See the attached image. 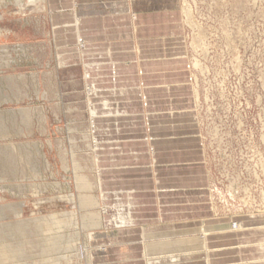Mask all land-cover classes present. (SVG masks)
Masks as SVG:
<instances>
[{"label":"rangeland","instance_id":"rangeland-1","mask_svg":"<svg viewBox=\"0 0 264 264\" xmlns=\"http://www.w3.org/2000/svg\"><path fill=\"white\" fill-rule=\"evenodd\" d=\"M92 4L89 3L93 7ZM169 6V11L178 13L179 23L172 33L181 38L185 68L190 74L183 88L184 97L174 99V104L184 105L186 119L196 118L202 169L207 175L203 192L210 212L213 205L219 212L188 216L182 222L164 221L168 225L202 224L201 230L186 226L184 236L168 233V243L180 256L192 255L181 264L258 262L256 238L264 234V203L259 197L264 194V0H174ZM83 9L78 17L91 10ZM89 14L96 13L91 10ZM30 15L33 14L21 17ZM21 23H16L21 29L19 39L9 43L19 51L13 55V66L9 47L0 46L9 49L11 58L9 66L0 67V264H80L71 246L81 251L86 245L91 251L105 252L113 244L90 243L88 236L94 231H82L75 240L70 236L78 230L74 225L62 230L60 250L54 252L31 220L77 210L78 202L70 200L72 195L77 196L70 155L75 153L77 160L89 166L81 173L93 180L97 176L94 142H102L101 136L110 138L102 133L114 122L99 128L94 134L96 140L92 139V108L88 101L91 89L81 84L79 69L74 67L72 79L63 70L50 82L54 55L45 45L46 34L36 31L31 22ZM78 43L81 48L83 44ZM22 48L26 54L20 52ZM1 57L9 59L4 54ZM24 109L34 111L30 127L20 117ZM140 109L143 118L136 121L137 126L147 120L144 102ZM65 163L69 165L67 171ZM100 189L98 184L93 195L107 193ZM112 218L96 233L123 227L117 221L115 225ZM77 220L80 224L79 217ZM152 226L155 224L145 222L125 228ZM104 235L95 234V242ZM136 241L141 243L140 238ZM166 253L168 248L163 249L165 256ZM102 256L96 255L92 263L104 264ZM137 257L138 264H147L150 256L145 252ZM109 260H119L116 252L110 253Z\"/></svg>","mask_w":264,"mask_h":264},{"label":"crops","instance_id":"crops-1","mask_svg":"<svg viewBox=\"0 0 264 264\" xmlns=\"http://www.w3.org/2000/svg\"><path fill=\"white\" fill-rule=\"evenodd\" d=\"M77 1L47 0L46 12L24 18L19 15L22 11L16 13V6L1 8L0 46L9 47L12 57L18 55L16 47L9 46L21 34L16 23L31 22L36 31L46 34L45 45L54 55V67L49 72L50 82L63 70L72 79V71L77 67L81 84L91 89L88 99L90 106L93 111H99L100 116L91 121L94 134L99 128L114 122L111 128H106L102 133L110 138L101 136L103 141L99 142L104 146H109V143L120 146V149H114V154L107 150L105 158L99 157L101 170L111 171L104 181V188L110 193L112 203L121 205L123 202V206L126 203L130 206L132 224L127 226L145 222H152L155 226L140 230L124 227L106 234L100 233L105 234L101 241L92 244L115 242L109 241L107 233L118 232L119 239L105 252L94 250L99 257L107 253L109 259L110 253L116 252L117 262L106 259L103 263L138 264L137 254L145 252L149 259H167L171 254H163V249H166L164 242H169L166 235L170 232L183 235L186 226L201 230L202 224L168 225L165 222H182L188 216L212 212L203 192L206 177L202 169L197 121L194 117H184V105L174 104V99L184 97L183 88L189 76L180 47L181 38L172 33L179 23L178 13L169 11V5L174 0H126L129 11L121 15H109L120 14L121 10H107L103 4H116L123 0H97L93 7L89 4L79 6ZM84 7L94 10L97 15H90L89 10L81 23L77 22L79 12ZM10 19L17 22L13 24ZM78 40L84 49L79 48ZM21 50L22 54H26L23 48ZM58 57L71 59L72 62L58 66ZM12 59L13 66L15 58ZM85 64L90 65L89 70ZM142 101L147 120L144 125L137 126L136 121L143 118L139 112ZM105 138L107 140L104 141ZM118 158L122 161L116 162ZM108 159L112 163L109 164ZM111 193L122 201L118 202ZM128 195L132 196L130 200L126 198ZM137 238L141 243L136 241ZM175 252L173 255L178 258L177 264L193 258L190 253L182 257Z\"/></svg>","mask_w":264,"mask_h":264},{"label":"bare ground","instance_id":"bare-ground-1","mask_svg":"<svg viewBox=\"0 0 264 264\" xmlns=\"http://www.w3.org/2000/svg\"><path fill=\"white\" fill-rule=\"evenodd\" d=\"M47 0H0V10H1V7L3 5L7 6V4H12L13 6H16L17 7V11L16 13L18 14V12H21L19 13L20 16H24L26 13H29V14H34V13H41L43 14L44 12H46V8H45V3H46ZM77 1V0H76ZM90 1H93V2H90ZM97 0H78L77 1V5H83V6H87L89 3H93L95 4ZM100 1V0H98ZM122 1V0H121ZM134 1V0H133ZM181 4V3H180ZM183 4V3H182ZM107 6V7H106ZM105 7L107 10H110V9H120L121 10V13L118 14H114V13H110L109 15H121V14H125L129 11V8H128V1L126 0H123L122 2L120 3H110V4H105ZM181 7V6H180ZM191 7V6H190ZM180 9V8H179ZM192 10V8H191ZM182 12V11H180ZM191 13V12H190ZM132 15V14H131ZM182 17V16H181ZM77 18V17H76ZM79 18V19H78ZM77 18V22L82 21V19L84 18L83 16L82 17H78ZM1 19V17H0ZM75 19V18H74ZM185 20V19H184ZM84 21V20H83ZM179 21V20H178ZM183 22V21H182ZM39 23V22H38ZM41 23V22H40ZM176 23V22H174ZM183 24H186V21L185 23ZM189 24V23H188ZM193 25V24H192ZM187 26V25H186ZM38 27V26H37ZM80 28V27H79ZM172 29V28H171ZM192 29V28H191ZM194 29V28H193ZM183 34V33H182ZM76 37V36H75ZM80 38V36H79ZM184 40V39H183ZM190 40V39H189ZM77 42H80L82 44V42L80 40H78ZM79 44V43H78ZM187 45V44H186ZM193 46V45H192ZM82 49L83 48V45L81 46ZM80 48V49H81ZM185 49V48H184ZM189 49V48H188ZM195 49V48H194ZM189 53V52H188ZM4 54L6 56L9 57V59L7 58H2L1 55ZM186 56V53L184 54ZM64 56V55H63ZM7 59V60H6ZM11 60L10 58V52H9V49L7 47H0V67H5V66H9V61ZM70 60V61H69ZM57 63H58V66H65L69 63L72 62L71 59H65L64 57H58L57 59ZM197 61V60H196ZM193 62V61H192ZM201 63V62H200ZM84 65V64H83ZM198 66V65H197ZM200 66V65H199ZM88 67H90L89 64H85V68L88 69ZM94 68V67H93ZM92 68V69H93ZM130 68V67H129ZM190 68V67H189ZM193 68V67H192ZM85 69V70H86ZM89 70V69H88ZM86 70V72L88 71ZM190 70V69H189ZM203 71V70H202ZM179 73V72H178ZM183 73V72H182ZM185 73V72H184ZM89 73H87L88 75ZM99 74V73H98ZM167 74V73H166ZM170 74H174V73H170ZM180 74V73H179ZM187 74V72H186ZM190 75V74H189ZM92 78V77H91ZM189 78V77H188ZM90 79V78H89ZM185 79V78H184ZM2 81V79H1ZM13 81V80H12ZM14 83V82H13ZM92 88V87H91ZM89 93H92L91 91H89ZM0 96L2 97L3 96V92H2V88H1V82H0ZM0 97V98H1ZM195 97V96H194ZM8 98V97H7ZM193 98V97H192ZM5 100V99H4ZM10 100V99H9ZM195 101V99H194ZM104 105H108V103H105ZM104 108V107H103ZM30 109L26 110H21L20 111V117L23 118V124L25 126H28L30 127V125L33 124V118H34V111L32 113V111H29ZM194 110V109H193ZM195 111V110H194ZM98 112L97 110H92L91 113V120L94 122V120L99 117L100 115H98ZM101 114V113H100ZM39 116V115H38ZM1 119H3L2 116H0V123L2 122ZM43 119V118H41ZM99 120V119H98ZM196 120V118H195ZM40 122V121H39ZM93 122H92V125H93ZM42 123V122H41ZM6 126V125H5ZM194 127V126H193ZM178 128V127H176ZM22 129V128H21ZM94 128L92 130V135H93V140H96L95 139V135H94ZM0 134L2 135V131H0ZM86 137V136H85ZM89 137H92L91 135ZM100 137V136H99ZM99 139V138H98ZM90 140V138H89ZM103 144L95 141L94 142V149H95V156H96V169H97V176L95 174L93 180L90 179L88 176L86 175H83L81 172L84 170V169H89V166L87 167V164L86 163H83L82 164V161L80 160H77L79 158V156H77V159L75 158L76 155L75 153H71V166H72V171H73V177H74V187H75V190L77 191V196L76 198L74 197V195H72L70 197V200L72 201L73 200H76L78 202V208L76 211H72L70 213H63L61 215H53V216H50L48 218H38V219H33L31 220L32 223L34 226H36V228L40 231V234L41 236H45V240H46V243L47 244H50L49 245V250L51 251H54V252H57L60 250V242H62V238H63V234H62V230H64L65 228L67 227H70V226H78V230L77 232H75V234H72L70 236H73V239L75 240H79V234L80 232L82 231H91L94 233H90L89 236H88V239L91 243H94L95 242V239H96V236L95 234H100V233H96V231L98 230H101L103 228V225L105 226L107 222L106 219L110 220L112 217L113 219V223L116 225V221L118 222L117 224L118 225H121L123 227H120L121 228H124L126 227V224H132L130 223L131 222V218H130V209L129 208L130 206L126 203L125 205L126 206H123L122 203H120L121 205H118V204H114V205H110L112 204L111 202V199H110V193H104L102 194L100 197L99 195L94 196L93 195V192H94V189L97 188L98 184H99V187L101 188L100 190H104L105 192L107 191L106 188H104L105 186V179L107 178V174H105L106 172L104 171H107V170H101L100 168V164L102 163L101 160H100V156L104 157L107 155L105 151L108 150V153H112L114 154V149H120V146L117 144V145H114V144H108L109 146H102ZM89 146V145H87ZM92 146V145H91ZM31 148V147H30ZM90 148V147H89ZM93 148V147H92ZM122 149V148H121ZM33 150V149H32ZM93 152V153H94ZM35 155V153H33ZM7 155V154H6ZM78 155V154H77ZM10 157V156H9ZM94 158V157H93ZM84 160V159H83ZM115 160V159H114ZM109 162H111V159L108 160ZM107 161V162H108ZM48 162V161H47ZM90 162V161H89ZM117 162V161H116ZM258 162V161H257ZM262 162V161H261ZM112 163V162H111ZM114 164H117V163H114ZM92 165V164H91ZM206 165V164H205ZM64 166V170L67 171L69 170V165H67L66 163L63 165ZM104 166V165H103ZM197 167V166H196ZM258 168V167H257ZM93 169V168H92ZM91 170V169H90ZM86 173V172H85ZM258 174V173H257ZM253 175V174H252ZM207 177V175H206ZM37 178V176H36ZM34 186H31V188L33 189ZM23 190V189H22ZM111 192V191H110ZM71 194V193H70ZM113 193H111L112 195ZM114 195V194H113ZM118 202H121L120 201V197L117 196V195H114ZM47 197V196H46ZM132 196L131 195H128L126 196L127 200H130ZM259 197L261 198V202L264 203V194L262 193L261 195H259ZM210 198V197H209ZM115 201V200H114ZM210 202V201H209ZM115 203V202H114ZM103 205V208H100L102 207ZM118 205V206H117ZM114 210H117L116 212V217L117 219L115 220V216H111V212H113ZM212 212H219V209L213 205L212 207ZM82 211H85V213L81 214ZM258 211V210H256ZM262 211V210H261ZM251 212V211H250ZM233 214V213H231ZM79 215V216H78ZM103 215H106L108 217H104ZM41 216V215H40ZM78 217H79V220H80V224L78 223ZM36 218V217H35ZM241 219V218H240ZM106 220V221H105ZM253 220V218H252ZM242 221V220H241ZM244 221V220H243ZM248 221V220H247ZM255 221V220H254ZM263 221V220H262ZM264 222V221H263ZM21 224V223H19ZM27 225V223H26ZM240 226V225H239ZM79 227L81 228V230H79ZM118 227V226H117ZM229 229V228H228ZM239 229V228H238ZM22 230V229H21ZM24 231V230H23ZM65 232V231H64ZM236 232V231H235ZM246 232V231H245ZM83 233V232H82ZM118 232H113V233H107L108 235V238L110 239L109 241L110 242H113V243H116L119 239H117V235L116 234ZM259 233V232H258ZM30 234V232H29ZM86 234V233H85ZM106 234V233H105ZM238 234V233H237ZM205 235V234H204ZM211 235V234H210ZM228 236L229 233L227 234ZM40 236V235H39ZM65 236V235H64ZM222 236V235H221ZM224 236V235H223ZM208 237V236H206ZM226 237V236H225ZM234 237V236H233ZM212 238V237H211ZM209 238V239H211ZM62 241H61V240ZM208 239V238H207ZM205 240L206 243H208V240ZM257 241H259V245H257V247L259 248L258 250V254L257 256L260 258V260L255 261L253 260L252 262L253 263H244V264H264V234H262L261 236H259L258 238H256ZM60 240V242H58ZM87 241V240H86ZM85 241V242H86ZM247 241V239H246ZM76 242V241H73V243ZM248 242V241H247ZM112 243V244H113ZM83 244V243H82ZM246 246V245H245ZM164 247L167 249L168 248V254L170 253L171 255H168L169 257L167 259L163 258H152V259H149L148 260V263L149 264H163V263H167V264H177L178 263V258H176V255H173V253L175 252L174 250V247L171 246L169 243L164 242ZM70 249H72L73 251H75V255H76V259L79 260V263L83 264L85 262V264H93L92 262L95 260L96 258V255H98L96 251H91L90 248H88L86 245L83 246V248L81 249V251H79L75 246H71ZM239 249V248H238ZM242 249V248H240ZM109 250V249H108ZM145 251V250H144ZM106 254V253H105ZM241 255V254H240ZM109 257V256H108ZM107 256L104 255V259H108ZM160 257V256H159ZM164 257V256H162ZM210 258V257H209ZM208 258V260H210ZM258 258V259H259ZM58 260V259H57ZM109 262V261H108ZM52 264H55L54 262ZM243 264V263H242Z\"/></svg>","mask_w":264,"mask_h":264}]
</instances>
